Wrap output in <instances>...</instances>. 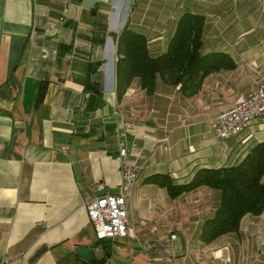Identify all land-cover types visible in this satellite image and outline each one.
<instances>
[{
  "label": "crops",
  "instance_id": "0c3cea01",
  "mask_svg": "<svg viewBox=\"0 0 264 264\" xmlns=\"http://www.w3.org/2000/svg\"><path fill=\"white\" fill-rule=\"evenodd\" d=\"M186 12L205 18L203 52H225L235 67L209 74L192 96L159 79L147 96L133 79L118 97L122 30L143 35L155 58ZM263 80L264 0H0V264H80V247L93 248L90 264H264V211L205 243L218 193L171 198L150 180L186 184L219 168L207 159L209 121ZM262 131L264 118L228 141L220 167L240 163ZM122 146L143 166L128 234L97 240L87 205L121 192Z\"/></svg>",
  "mask_w": 264,
  "mask_h": 264
},
{
  "label": "trees",
  "instance_id": "16d2710c",
  "mask_svg": "<svg viewBox=\"0 0 264 264\" xmlns=\"http://www.w3.org/2000/svg\"><path fill=\"white\" fill-rule=\"evenodd\" d=\"M205 18L183 13L167 50L158 57L148 53L143 35L124 28L118 40L116 64V92L121 97L133 79H139L147 96L155 91L157 80L170 86H179L187 96L196 94L209 74L232 70L234 62L225 52H203ZM89 90L97 91L91 84ZM41 85L38 99L44 96ZM264 141L254 144L246 156L236 165L220 168H202L186 184H174L166 174H157L150 180L164 187L171 198L198 188H208L218 193L213 215L200 229V239L211 243L221 236L236 233L245 215L259 216L264 211Z\"/></svg>",
  "mask_w": 264,
  "mask_h": 264
},
{
  "label": "built area",
  "instance_id": "2783aa9c",
  "mask_svg": "<svg viewBox=\"0 0 264 264\" xmlns=\"http://www.w3.org/2000/svg\"><path fill=\"white\" fill-rule=\"evenodd\" d=\"M260 118H264V80L246 98L237 101L229 112L209 121L218 151L227 154V142L239 137L252 122ZM162 151L166 153L168 146L165 145ZM118 156L122 162L121 192L100 195L87 205V215L97 240L125 238L128 234L130 219L127 200L132 196L143 166L127 158L126 146L119 149ZM175 238V235L171 236V239Z\"/></svg>",
  "mask_w": 264,
  "mask_h": 264
},
{
  "label": "rangeland",
  "instance_id": "374dc122",
  "mask_svg": "<svg viewBox=\"0 0 264 264\" xmlns=\"http://www.w3.org/2000/svg\"><path fill=\"white\" fill-rule=\"evenodd\" d=\"M258 120V119H257ZM255 129H257L256 127H255ZM243 134V133H242ZM241 134V135H242ZM240 135V136H241ZM262 135L264 136V131H262V132H260L259 134H257V137L259 138V137H262ZM259 139H262V138H259ZM216 146V145H215ZM215 146H213L212 147V149L210 148V151H208L206 154H209V156H207V159H209L210 161H211V165H217V166H219V168H220V166L222 165V163H223V160L220 158V156H219V152H218V150H217V147H215ZM213 163V164H212Z\"/></svg>",
  "mask_w": 264,
  "mask_h": 264
},
{
  "label": "water",
  "instance_id": "95a60500",
  "mask_svg": "<svg viewBox=\"0 0 264 264\" xmlns=\"http://www.w3.org/2000/svg\"><path fill=\"white\" fill-rule=\"evenodd\" d=\"M80 264H90L93 260V248L80 247L76 249Z\"/></svg>",
  "mask_w": 264,
  "mask_h": 264
}]
</instances>
